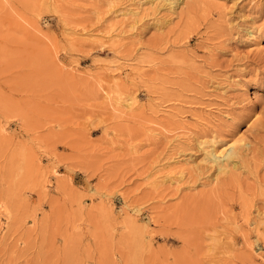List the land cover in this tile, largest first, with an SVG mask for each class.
I'll list each match as a JSON object with an SVG mask.
<instances>
[{
	"label": "rangeland",
	"instance_id": "374dc122",
	"mask_svg": "<svg viewBox=\"0 0 264 264\" xmlns=\"http://www.w3.org/2000/svg\"><path fill=\"white\" fill-rule=\"evenodd\" d=\"M150 1L0 0V264H264V0Z\"/></svg>",
	"mask_w": 264,
	"mask_h": 264
},
{
	"label": "bare ground",
	"instance_id": "6f19581e",
	"mask_svg": "<svg viewBox=\"0 0 264 264\" xmlns=\"http://www.w3.org/2000/svg\"><path fill=\"white\" fill-rule=\"evenodd\" d=\"M131 1H132L131 4H129L128 6H124V9L122 10V16L124 19L130 17L132 22L135 23L136 21L135 16L138 15L139 8L142 7L143 2L142 0H131ZM154 1H159V0H151L150 3H153ZM163 1H165L166 4L171 9H176L178 2H180L179 0H163ZM152 8H154V6ZM250 36H252V33H250ZM134 102H135L134 99H129V100H125L122 98L117 99L118 105L126 109L131 108ZM248 145L249 143L245 142V138L243 137L235 138L231 142H225L223 145L220 146L216 145L215 142H210V144L207 146H203L201 144L200 148L203 151L202 160L204 163H207L212 168H214L217 174H224L227 173L231 168L237 169L239 167L241 153L247 149ZM181 173L182 172H179V176L176 177L166 175V179L170 180L169 182L179 183L180 180L182 179Z\"/></svg>",
	"mask_w": 264,
	"mask_h": 264
}]
</instances>
